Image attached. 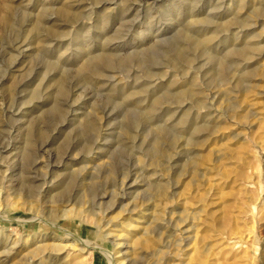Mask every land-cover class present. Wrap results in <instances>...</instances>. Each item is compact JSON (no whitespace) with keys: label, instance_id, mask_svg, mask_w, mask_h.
Wrapping results in <instances>:
<instances>
[{"label":"rangeland","instance_id":"rangeland-1","mask_svg":"<svg viewBox=\"0 0 264 264\" xmlns=\"http://www.w3.org/2000/svg\"><path fill=\"white\" fill-rule=\"evenodd\" d=\"M0 264H264V0H0Z\"/></svg>","mask_w":264,"mask_h":264},{"label":"bare ground","instance_id":"bare-ground-1","mask_svg":"<svg viewBox=\"0 0 264 264\" xmlns=\"http://www.w3.org/2000/svg\"><path fill=\"white\" fill-rule=\"evenodd\" d=\"M97 1V0H96ZM257 1V0H256ZM261 2V1H260ZM255 4V3H254ZM261 5V4H260ZM237 8V7H236ZM262 8V7H261ZM249 45H251V44H249ZM258 44H252V46L254 47V48H256V46H257ZM252 47V48H253ZM258 48V47H257ZM239 49V48H238ZM253 50H256V49H253ZM230 53H232V52H230ZM252 54V53H251ZM242 71V70H241ZM226 113V112H225ZM183 124V123H182ZM95 249V248H94ZM104 251V250H103ZM111 258H113V255L114 254H112V253H107Z\"/></svg>","mask_w":264,"mask_h":264}]
</instances>
